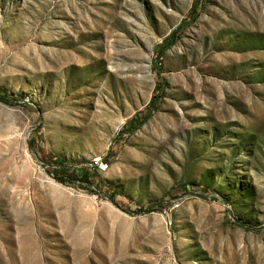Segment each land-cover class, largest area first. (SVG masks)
Listing matches in <instances>:
<instances>
[{"label": "rangeland", "instance_id": "374dc122", "mask_svg": "<svg viewBox=\"0 0 264 264\" xmlns=\"http://www.w3.org/2000/svg\"><path fill=\"white\" fill-rule=\"evenodd\" d=\"M0 93V264H264V0H0Z\"/></svg>", "mask_w": 264, "mask_h": 264}, {"label": "trees", "instance_id": "16d2710c", "mask_svg": "<svg viewBox=\"0 0 264 264\" xmlns=\"http://www.w3.org/2000/svg\"><path fill=\"white\" fill-rule=\"evenodd\" d=\"M196 9V7H195ZM194 10V9H193ZM171 40H172V37L171 36H168L165 41L163 42V45L164 46H159L158 49H157V56H158V59L160 58L161 56V53L167 49L170 44H171ZM155 73L160 77L161 76V70L160 68H157L155 67L154 69ZM162 85V82H159L158 83V86H157V90H159L158 87H161ZM158 98L159 96L158 95H155L153 96V98L151 99L149 105L146 107L145 110L143 111H140L135 117H133L129 123V126H135L137 121H138V125H141L142 123H144L146 120H148L149 118L152 117V115L154 114L156 108H157V101H158ZM0 101H3V102H8L7 100V96L5 94H1L0 93ZM57 163L61 164L58 167H54L53 168V171L51 172V175L59 182H68V181H74V177H73V174H74V171L73 173L69 174L66 172L65 170V167L63 166V161H60L57 159L56 161ZM85 176V177H84ZM91 175L89 174H86L83 175L84 178H90ZM147 212L148 211H151V209H145Z\"/></svg>", "mask_w": 264, "mask_h": 264}]
</instances>
